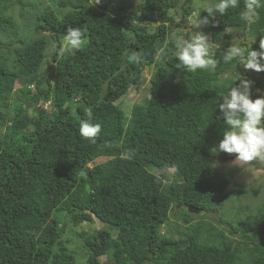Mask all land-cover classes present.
I'll return each mask as SVG.
<instances>
[{
	"label": "trees",
	"instance_id": "16d2710c",
	"mask_svg": "<svg viewBox=\"0 0 264 264\" xmlns=\"http://www.w3.org/2000/svg\"><path fill=\"white\" fill-rule=\"evenodd\" d=\"M217 1L59 0L63 13L0 0V264H264V197L220 217L230 178L217 161L244 120L264 133V0ZM172 9L196 11L184 40ZM229 29L240 40L226 58Z\"/></svg>",
	"mask_w": 264,
	"mask_h": 264
},
{
	"label": "rangeland",
	"instance_id": "374dc122",
	"mask_svg": "<svg viewBox=\"0 0 264 264\" xmlns=\"http://www.w3.org/2000/svg\"><path fill=\"white\" fill-rule=\"evenodd\" d=\"M50 1L51 0H37V3L39 4L38 7L42 9L44 6L50 5L51 8L57 9L58 11L63 13L69 10V8H60L57 5V2L59 0H53L52 3ZM217 3V0H193V5L197 7V10H200L201 8H212ZM9 11L12 14L14 21L19 25H23L25 20L22 16L19 15V13L26 11L22 9L21 5L15 4L10 8ZM195 12H192L191 16L186 21L180 19L179 12L177 14L176 11H173V9L170 10V13L173 14L174 19L181 20V23L183 24L182 27L173 28V34H171L173 36V39L178 40L179 38H182L184 40L187 34L193 33V31L198 28L199 24ZM178 31L186 33L184 38L183 35L178 36ZM225 32L229 34V37L225 38V36H222L221 42L218 47L222 50L226 58H230L233 54L238 53L237 44L240 38L232 29H229ZM248 40L249 37L247 36L245 38V41L247 42ZM212 46L213 48L215 47L214 44ZM51 51L52 47L48 48V50L46 51V57L44 59L43 66L41 67V69L45 72H49L54 69V64L51 58ZM239 69L244 70V72L248 76L259 74L258 71L254 68L253 63L246 59H243L241 61ZM151 73V68L144 70L143 74L146 78L143 87H146L148 85V80ZM143 87H140L136 90L130 89L122 97V106L127 113H129L133 103L139 101L144 93L146 94V89ZM46 105L47 104H44V106ZM259 122V119H246L237 127L236 131L228 137L225 144L228 151L230 152H240L246 144L250 143L249 147L245 151H243L241 156L226 160L217 158L219 164L218 168L221 169L223 173L230 178V184L228 185L226 190L229 197L225 201V204L222 206L219 214L220 217L225 220L232 219L233 221H235L240 218V216H243L241 214L245 212H239L238 207L242 204L244 205L245 203H247L246 205H249L247 211H254V209L260 205L259 203L264 197V133L259 134L257 132V124ZM239 190H242V192L239 193ZM253 194H255V196H249ZM198 214L199 216H203L202 218H205V220L207 219L205 215H203V213L200 212ZM205 214L214 217L215 222H218L219 225L224 226V222L219 221L218 214H214L211 212ZM177 221L181 222V219L178 218ZM100 225L101 223L95 219L93 223L84 224V227L92 231L93 229L100 228ZM100 259L101 264H105L107 262L105 256H101Z\"/></svg>",
	"mask_w": 264,
	"mask_h": 264
},
{
	"label": "water",
	"instance_id": "95a60500",
	"mask_svg": "<svg viewBox=\"0 0 264 264\" xmlns=\"http://www.w3.org/2000/svg\"><path fill=\"white\" fill-rule=\"evenodd\" d=\"M250 143L246 144L242 150L240 152H226L224 155L221 156V158L223 160H226V159H232L234 157H238V156H241L243 151H245L248 147H249ZM86 182L88 183V185H91L90 183V178L87 176L86 177ZM188 210L189 211H192V212H198L200 210V208H196V207H192V206H189L188 207Z\"/></svg>",
	"mask_w": 264,
	"mask_h": 264
},
{
	"label": "clouds",
	"instance_id": "9594fccd",
	"mask_svg": "<svg viewBox=\"0 0 264 264\" xmlns=\"http://www.w3.org/2000/svg\"><path fill=\"white\" fill-rule=\"evenodd\" d=\"M227 152H230V151H227Z\"/></svg>",
	"mask_w": 264,
	"mask_h": 264
}]
</instances>
